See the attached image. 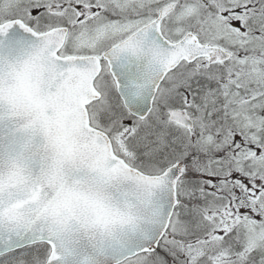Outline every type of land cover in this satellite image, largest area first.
<instances>
[{
	"label": "snow or ice",
	"instance_id": "6c2138e0",
	"mask_svg": "<svg viewBox=\"0 0 264 264\" xmlns=\"http://www.w3.org/2000/svg\"><path fill=\"white\" fill-rule=\"evenodd\" d=\"M0 264H264V0H0Z\"/></svg>",
	"mask_w": 264,
	"mask_h": 264
}]
</instances>
